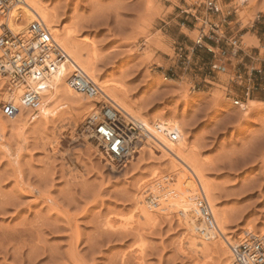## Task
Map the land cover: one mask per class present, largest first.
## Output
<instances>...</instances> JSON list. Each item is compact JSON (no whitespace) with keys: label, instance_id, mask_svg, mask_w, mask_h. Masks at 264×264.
Masks as SVG:
<instances>
[{"label":"rangeland","instance_id":"obj_1","mask_svg":"<svg viewBox=\"0 0 264 264\" xmlns=\"http://www.w3.org/2000/svg\"><path fill=\"white\" fill-rule=\"evenodd\" d=\"M41 2L54 12L58 29L72 31L74 40L93 52L99 79L124 86L133 110L181 123L204 163L213 188L212 210L223 216L232 244L240 243L247 230L262 234L264 0ZM220 11L229 12L225 22ZM211 36L228 43L211 48L205 45L213 42ZM187 38L192 42L185 43ZM226 53L231 65L220 62ZM3 79L0 90L8 80ZM3 101L0 96V106ZM61 107L58 120L46 124L44 118L27 120L21 130L27 138L24 150L0 111V123L7 125L3 139L11 151L22 147L18 166L24 183L21 188L13 181L15 170L0 149V264L229 262L216 248L204 247L209 250L205 255L198 253L199 246L190 247L177 215H159L154 225L138 216L134 197L140 193L139 185L153 181L154 170L165 173L168 165L159 148L156 152L150 147L154 154L146 150V158H135V152L124 168L109 165L84 142L82 122L75 113ZM56 142L57 149L51 152ZM151 200L147 191L143 201Z\"/></svg>","mask_w":264,"mask_h":264},{"label":"bare ground","instance_id":"obj_2","mask_svg":"<svg viewBox=\"0 0 264 264\" xmlns=\"http://www.w3.org/2000/svg\"><path fill=\"white\" fill-rule=\"evenodd\" d=\"M54 15V12L50 11L49 8L43 5L41 0H20V3L11 5L8 12L4 14L0 13V26L3 24L13 33H19L26 38L30 37V23L39 20L44 24L53 42L56 44V49L49 50L44 55L43 65L39 67L35 66L30 70L25 78V82L14 84L11 78L0 73L2 80H4L3 78H8L5 87L3 85L2 87L4 88H1L0 90L1 98L4 101L11 100L16 105L20 106V111L16 116L12 118L4 116L7 118L6 120H8L7 124H10L11 126L8 128L18 133H15L16 135L13 136L19 135L15 137V139L17 141H19L18 139L21 140L20 142L24 150L27 138L25 139L21 133L24 131L23 129L26 128L27 120L30 119L31 121L29 122H32L35 119L37 120V118L41 120L44 118V121L42 120V122L45 124L49 123L50 119L55 120L59 116L57 112L60 110L59 107L62 106L61 108H63L64 106L65 109H71L70 111L75 113L74 116L76 115V118L82 122L84 142L88 145V148L92 149V151L94 150V153L97 152V155L101 156L104 160H109L106 161V163L111 165L115 162L107 155L106 151L100 144L98 140L99 136L94 131V124L96 112L99 111V107H96V102H99L100 105L105 104L107 106H113V108L119 111L124 118L132 120L142 131L149 132L146 137L137 135L134 147L138 156H135V158H139V156L146 158V150L151 154H154L153 150L156 151V149L159 148L157 149L159 150L158 152H163L162 157L168 164L165 173L164 171L162 173L160 170H154L151 167L154 171L151 172L150 179H153V181L149 180V183L147 182L146 185H142L143 187L139 185L138 188L140 189V193H137L134 197V202L136 204L135 210L137 211L138 216L144 219L147 224L154 225L159 218V215L162 217H168L172 214L177 215L181 224L184 226L183 228L186 233L185 237L188 238L187 240L190 242V247L192 246V248H195L199 246L201 249L198 250V253L202 254L209 251L204 250L206 251L204 252L202 250L204 247L216 248L218 249V252L216 250V253L219 255H225V257L229 258V262L225 261L224 264H229L232 257L231 252L230 255L228 254L226 247L230 250L231 246H236L237 244H232L228 235L226 236L227 230L225 231L224 229L225 223L222 218L223 216L221 217L220 214L214 213L212 210L215 204L213 201L214 197L212 198L213 188L206 178L207 173H205L206 169L204 163L200 161L194 148L187 141L181 123L173 117H160L157 115L153 117L152 115L150 118L143 115V113L133 110V108L126 102L123 89L124 86H116L99 79V74L95 69L96 56H94L91 50V52L88 51L87 45L84 46V44H79L80 42L78 43L74 40V34L72 31H61L58 29L55 24ZM0 58H2V61H5L3 60L4 53L2 48H0ZM75 72H80L93 83L95 86V91H93V93L86 95L78 92L71 86L70 77L74 75ZM39 85H43V89L40 91V106L38 111L33 113L29 108L22 106L21 99L26 89H35ZM98 96L101 98L97 99ZM242 106L246 107V104ZM67 115H69V113ZM70 115L73 114L71 113ZM73 119H75V117ZM73 119L71 120L73 121ZM158 127H162L165 132L157 133L156 129ZM5 128L7 129V125L5 123H0V149L4 150L3 152L6 153L7 159L15 170H13L15 172V180L13 181L23 188L24 183H22L23 181L20 182L21 177L23 176L21 175L22 172L18 166L20 156L19 150L22 147H18V150L15 148L18 152L12 153V151L15 150L11 151L12 146L9 145V142L8 144L3 139ZM14 128L18 130H15ZM172 130L178 134V138L175 141L170 140L168 137V132ZM133 136L134 134H129V138L132 139ZM75 137L77 138V135ZM57 144L58 142L54 143L50 150L52 149L53 151H56ZM44 146L45 145H43V147ZM150 147L153 148V150L150 149ZM131 158L125 162L122 168L127 166V162H131ZM154 178L157 179L154 181ZM150 182L154 183L151 184ZM16 183L14 184L17 185ZM144 186H148L147 189ZM16 188L19 190V187ZM147 191L150 196H153V201L150 203H144L143 201ZM200 192L206 198L214 220V228L210 231L208 230L204 234L199 233V229L204 226V222L203 218L198 215V210L196 208V200L199 198ZM1 201L0 205L2 204ZM6 203H3V205ZM1 207L2 206H0V208ZM261 231L262 234H255L264 236V229ZM195 232H198L200 237L196 236ZM246 233H249L248 230L243 232L244 235ZM243 238L241 237V241ZM205 255H207V253Z\"/></svg>","mask_w":264,"mask_h":264},{"label":"built area","instance_id":"obj_3","mask_svg":"<svg viewBox=\"0 0 264 264\" xmlns=\"http://www.w3.org/2000/svg\"><path fill=\"white\" fill-rule=\"evenodd\" d=\"M20 3V0H0V13L8 12L10 6ZM30 37L26 38L19 33H13L7 26H0V48L4 53V58H0V73L11 78L14 84L25 82V78L30 70L43 65L44 55L49 50L56 49L46 27L39 20L32 21L29 25ZM231 44L237 45V40L232 39ZM196 43H200L197 40ZM188 64L189 61H186ZM71 86L80 93L89 95L95 91L93 83L84 77L80 72H75L70 77ZM43 85L35 89L28 88L22 95L21 104L24 107L37 112L40 106V91ZM247 88L246 94L248 95ZM238 103V101H235ZM96 112L94 131L99 136L98 140L106 151L107 155L119 165L124 166L125 162L135 153L134 143L137 135L146 137L148 131H142L132 120L124 118L113 106L105 104L99 105ZM3 116L12 118L20 111V106L11 100L3 101L0 106ZM99 114V115H98ZM157 133H164L162 127L156 129ZM129 134H134L129 138ZM168 137L175 141L178 134L169 131ZM153 201V196L152 200ZM198 215L203 218L204 226L199 229L200 234L206 233L214 228V220L206 198L200 192L196 200ZM231 261L229 264H264V236L254 233H246L243 240L236 246H231Z\"/></svg>","mask_w":264,"mask_h":264},{"label":"crops","instance_id":"obj_4","mask_svg":"<svg viewBox=\"0 0 264 264\" xmlns=\"http://www.w3.org/2000/svg\"><path fill=\"white\" fill-rule=\"evenodd\" d=\"M229 14V12H224V11H220L219 12V14H218V16H222V21L223 22H225V20H226V18H227V15ZM223 25V24H222ZM220 29V28H219ZM228 33H230V29H229V31H228ZM255 36L257 37V38H259L258 37V35H257V33H255ZM179 36H177L175 39L176 40H178L179 38H178ZM214 40H213V42H205V45H207V46H209V47H211V48H217V49H220V45L222 46L221 48H224V46L225 45H227V43L228 42H226V41H224V40H222L221 42L219 41L220 40V38L218 39V38H215L214 36H211ZM260 38H262L263 39V36H261ZM180 40H182V39H180ZM183 42V41H182ZM186 42H192V40L190 39V38H187L186 39V41H185V43ZM230 58H231V55L229 54V53H226L225 55H223L221 58H220V62H222L223 64H226V65H231L232 63H231V61H230ZM244 85L247 87V88H249V86H251V79L250 78H248V79H244ZM252 88H254L253 86H252Z\"/></svg>","mask_w":264,"mask_h":264}]
</instances>
